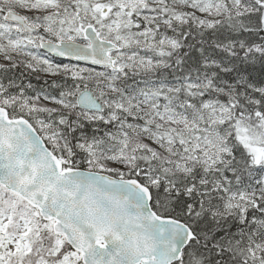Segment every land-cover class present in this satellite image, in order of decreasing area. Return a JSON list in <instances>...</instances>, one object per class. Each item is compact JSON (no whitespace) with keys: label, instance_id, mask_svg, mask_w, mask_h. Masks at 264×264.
Listing matches in <instances>:
<instances>
[{"label":"snow or ice","instance_id":"snow-or-ice-1","mask_svg":"<svg viewBox=\"0 0 264 264\" xmlns=\"http://www.w3.org/2000/svg\"><path fill=\"white\" fill-rule=\"evenodd\" d=\"M0 264H264V0H0Z\"/></svg>","mask_w":264,"mask_h":264},{"label":"water","instance_id":"water-1","mask_svg":"<svg viewBox=\"0 0 264 264\" xmlns=\"http://www.w3.org/2000/svg\"><path fill=\"white\" fill-rule=\"evenodd\" d=\"M97 68H100L99 66H96Z\"/></svg>","mask_w":264,"mask_h":264},{"label":"rangeland","instance_id":"rangeland-1","mask_svg":"<svg viewBox=\"0 0 264 264\" xmlns=\"http://www.w3.org/2000/svg\"><path fill=\"white\" fill-rule=\"evenodd\" d=\"M98 70H100V68H97Z\"/></svg>","mask_w":264,"mask_h":264},{"label":"trees","instance_id":"trees-1","mask_svg":"<svg viewBox=\"0 0 264 264\" xmlns=\"http://www.w3.org/2000/svg\"><path fill=\"white\" fill-rule=\"evenodd\" d=\"M34 83H36V81H33Z\"/></svg>","mask_w":264,"mask_h":264}]
</instances>
